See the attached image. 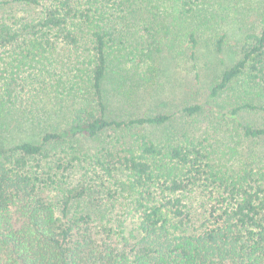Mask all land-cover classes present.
Returning a JSON list of instances; mask_svg holds the SVG:
<instances>
[{
  "label": "trees",
  "instance_id": "16d2710c",
  "mask_svg": "<svg viewBox=\"0 0 264 264\" xmlns=\"http://www.w3.org/2000/svg\"><path fill=\"white\" fill-rule=\"evenodd\" d=\"M209 1L0 0V264H264V158L191 135L215 101L264 136L241 120L264 112V5L183 127L132 109L167 54L196 65ZM168 2L188 49L158 17Z\"/></svg>",
  "mask_w": 264,
  "mask_h": 264
},
{
  "label": "rangeland",
  "instance_id": "374dc122",
  "mask_svg": "<svg viewBox=\"0 0 264 264\" xmlns=\"http://www.w3.org/2000/svg\"><path fill=\"white\" fill-rule=\"evenodd\" d=\"M261 5H264V0H210L209 4H206L210 11H205V14L210 18L214 12L219 19L216 18L217 23H214L212 19L207 22L208 29L211 30L207 34L209 41L203 43L196 65L195 61L190 59L191 51L187 48L189 46L187 40L183 41L181 37L182 33L190 29V22L184 21L178 15L172 2L166 3V10L160 8L156 11V8L152 6V10L158 13L160 20L166 17L171 22L169 29L174 32L173 34L176 32L174 38L177 48L188 49V52L185 55L176 53L174 55L177 58L174 57L172 60L166 53L167 57L157 61L158 70L155 77L144 81L145 83L138 88L137 94L140 97L132 103V109L140 112L151 109L166 110L174 114V118L168 123L166 129L170 131L175 127L178 129L183 127L188 117L181 112V108L185 104L206 101L212 81L239 58L237 52L246 40L245 37L252 34L257 26ZM225 33L228 37L222 51H219L215 46V39L218 35ZM209 104L212 106L213 115L209 117L208 112H204L201 116L203 121L198 124L194 122L195 126L191 127V129L196 128L191 135H206L207 143L219 142L224 148L235 145L238 154L248 157V160L251 156L264 158V136L259 139H246L236 124L219 117L220 113L226 111L227 105L224 102L212 101ZM211 119L215 124L211 125ZM241 120L262 127L264 112H246L241 114ZM27 139L38 141L39 136H29Z\"/></svg>",
  "mask_w": 264,
  "mask_h": 264
}]
</instances>
